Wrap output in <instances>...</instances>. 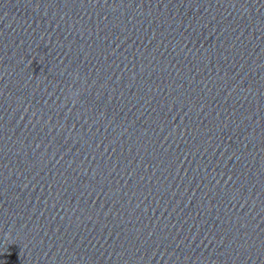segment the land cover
Here are the masks:
<instances>
[{
	"label": "water",
	"instance_id": "obj_1",
	"mask_svg": "<svg viewBox=\"0 0 264 264\" xmlns=\"http://www.w3.org/2000/svg\"><path fill=\"white\" fill-rule=\"evenodd\" d=\"M0 264H264V0H0Z\"/></svg>",
	"mask_w": 264,
	"mask_h": 264
},
{
	"label": "clouds",
	"instance_id": "obj_2",
	"mask_svg": "<svg viewBox=\"0 0 264 264\" xmlns=\"http://www.w3.org/2000/svg\"><path fill=\"white\" fill-rule=\"evenodd\" d=\"M75 95H76L75 93H72L70 97L71 99H73V103H75Z\"/></svg>",
	"mask_w": 264,
	"mask_h": 264
}]
</instances>
